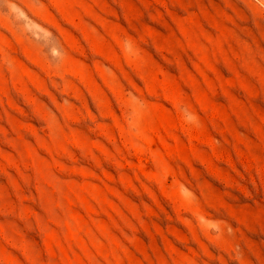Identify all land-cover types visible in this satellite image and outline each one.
Returning <instances> with one entry per match:
<instances>
[{"label": "rangeland", "instance_id": "obj_1", "mask_svg": "<svg viewBox=\"0 0 264 264\" xmlns=\"http://www.w3.org/2000/svg\"><path fill=\"white\" fill-rule=\"evenodd\" d=\"M0 264H264V0H0Z\"/></svg>", "mask_w": 264, "mask_h": 264}]
</instances>
